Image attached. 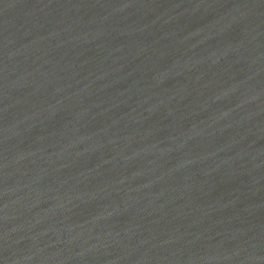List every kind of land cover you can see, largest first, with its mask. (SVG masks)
Listing matches in <instances>:
<instances>
[{"label":"water","instance_id":"95a60500","mask_svg":"<svg viewBox=\"0 0 264 264\" xmlns=\"http://www.w3.org/2000/svg\"><path fill=\"white\" fill-rule=\"evenodd\" d=\"M0 264H264V0H0Z\"/></svg>","mask_w":264,"mask_h":264}]
</instances>
